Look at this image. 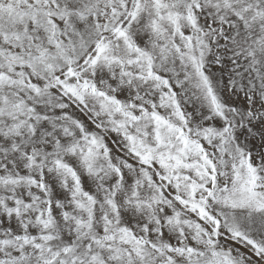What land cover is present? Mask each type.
Listing matches in <instances>:
<instances>
[{"label":"snow or ice","instance_id":"snow-or-ice-1","mask_svg":"<svg viewBox=\"0 0 264 264\" xmlns=\"http://www.w3.org/2000/svg\"><path fill=\"white\" fill-rule=\"evenodd\" d=\"M0 264H264V0H0Z\"/></svg>","mask_w":264,"mask_h":264}]
</instances>
